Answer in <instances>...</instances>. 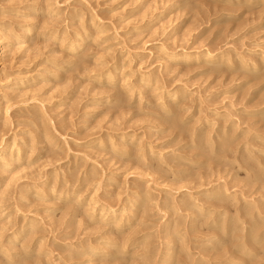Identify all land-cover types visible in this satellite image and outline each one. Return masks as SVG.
<instances>
[{"label": "rangeland", "instance_id": "374dc122", "mask_svg": "<svg viewBox=\"0 0 264 264\" xmlns=\"http://www.w3.org/2000/svg\"><path fill=\"white\" fill-rule=\"evenodd\" d=\"M0 46V264H264V0H0Z\"/></svg>", "mask_w": 264, "mask_h": 264}, {"label": "bare ground", "instance_id": "6f19581e", "mask_svg": "<svg viewBox=\"0 0 264 264\" xmlns=\"http://www.w3.org/2000/svg\"><path fill=\"white\" fill-rule=\"evenodd\" d=\"M84 27V26H83ZM83 27H81L80 29H78L76 32H75V34H73V39H70L69 38V36H67V35H64V38H63V40H62V43L64 44V43H68V45H69V53H71L73 56L75 55H77L80 51H81V49L83 48V42H84V40L86 39V38H88L90 35H89V33L87 34L86 33V29L85 28H83ZM32 33V31H28V35H27V39L28 38H30V34ZM70 33V32H69ZM9 35V34H8ZM94 40V39H93ZM94 42H95V40H94ZM1 50H2V46H0V52H1ZM185 51L186 50H184V52L183 53H185ZM210 62V61H209ZM247 66V65H246ZM0 67H1V64H0ZM31 72H33V71H30L29 73H27L28 75H25L26 77H24V78H26L27 80L29 79V78H31L32 76H33V73H31ZM16 82V81H15ZM166 120V119H165ZM169 120V119H168ZM226 133V132H225ZM224 133V134H225ZM228 134V133H227ZM227 136V135H226ZM217 137V136H216ZM228 137V136H227ZM210 139V138H209ZM218 139V138H217ZM224 139V138H223ZM230 139V138H229ZM228 140V139H227ZM231 140V139H230ZM4 141V140H3ZM213 141V140H212ZM207 142V141H206ZM224 142V141H223ZM228 142V141H227ZM230 142V141H229ZM232 142V141H231ZM212 143V142H211ZM214 143V142H213ZM207 144V143H206ZM228 144V143H227ZM14 145V144H13ZM209 145V144H208ZM230 145H232V144H230ZM207 146V145H206ZM210 146H211V144H210ZM226 146V145H225ZM225 146H224V148H225ZM10 147H12V146H10V144H9V142L7 141V140H5V142L0 146V168L2 167L3 168V170H5L10 164H11V160H12V158L14 157V154L13 155H9L8 154V150H10L9 148ZM222 147V146H221ZM227 147H228V145H227ZM223 148V147H222ZM264 148V147H263ZM211 150V149H210ZM223 150H225V149H223ZM216 151V150H215ZM219 151V150H218ZM226 151V150H225ZM253 151V150H252ZM21 150L20 151H18V152H16L17 153V156H16V161H19V159L21 158ZM240 152H242V151H240ZM15 153V154H16ZM212 153V152H211ZM264 153V152H263ZM120 154H122L121 152H120ZM124 154V153H123ZM214 154V153H213ZM247 154L249 155V157L250 156H252V154L253 153H249V152H247ZM247 155V156H248ZM211 156V155H210ZM218 156V155H217ZM13 158V159H14ZM244 158V157H243ZM212 159V158H211ZM253 159V158H252ZM264 159V158H263ZM250 160V159H249ZM254 160V159H253ZM256 160V159H255ZM251 161V160H250ZM253 162V161H252ZM261 162V161H260ZM262 162H263V160H262ZM247 163H248V161H247ZM256 165H257V163H256ZM263 165V164H262ZM257 166H259V164L257 165ZM256 169V168H255ZM263 170H264V168H262ZM1 171H2V169H0ZM157 170V169H156ZM185 171V170H184ZM252 171V170H251ZM255 171V170H254ZM253 171V172H254ZM182 172V171H181ZM181 174H183V173H181ZM261 174V173H260ZM252 175H254V174H252ZM251 175V176H252ZM262 175V174H261ZM257 176V175H256ZM259 176V175H258ZM183 177H184V175H183ZM255 177V176H254ZM182 178V177H181ZM256 178V177H255ZM259 179V178H258ZM252 180H254V178L252 179ZM73 186V185H72ZM218 186V185H217ZM216 186V187H217ZM219 188V187H218ZM214 190H215V188H213ZM222 189H223V187H222ZM221 189V190H222ZM217 190V189H216ZM215 190V191H216ZM67 191V190H66ZM70 191V190H69ZM74 191V190H73ZM218 192V191H217ZM220 192V191H219ZM224 192V191H223ZM221 193V192H220ZM61 194V193H60ZM217 194V193H216ZM66 195H68L67 193H66ZM72 195H73V193H72ZM228 195V194H227ZM233 195V194H232ZM71 196V195H70ZM223 196H224V194H223ZM62 197H64V196H62ZM66 197H68V196H66ZM69 198V197H68ZM94 198V197H93ZM193 198V197H192ZM208 198V197H207ZM215 199H216V197H214ZM213 198V199H214ZM226 198V197H225ZM228 198V197H227ZM234 198V197H233ZM147 199H149V197L147 198ZM150 199H151V197H150ZM214 199V200H215ZM219 199H221L220 197H219ZM219 199H217L218 200V203L221 201V200H219ZM229 199V198H228ZM77 200V199H76ZM94 200H95V198H94ZM193 200V199H192ZM196 200V199H195ZM225 200V199H224ZM170 201V200H169ZM198 201V200H197ZM203 201V200H202ZM171 202H173V201H171ZM190 202V201H189ZM194 202V201H193ZM205 202V204H206V201H204ZM214 202V201H213ZM212 202V203H213ZM217 201L215 200V203H216ZM232 202H233V200H232ZM186 203V202H185ZM195 203V202H194ZM203 203V202H202ZM208 203V202H207ZM214 203V204H215ZM231 203V202H230ZM86 204V203H85ZM88 204H89V202H88ZM128 204H130V203H128ZM168 204V203H167ZM172 203H170V205H171ZM196 204V203H195ZM194 204V205H195ZM217 204V203H216ZM224 204H226V203H224ZM138 205H140V204H138ZM144 205V204H143ZM175 205V204H174ZM193 205V204H192ZM197 205V204H196ZM213 205V204H212ZM212 205H210V206H212ZM232 205V204H231ZM90 206V205H89ZM96 206V205H95ZM166 206V205H165ZM172 206V205H171ZM182 206H184V205H182ZM181 206V207H182ZM197 206H199V208L202 210V209H204V207L205 206H202V204L200 205H197ZM217 206H219L218 204H217ZM92 207H93V205H92ZM102 207H104V206H102ZM162 207V206H161ZM175 207V206H174ZM185 207H187V206H185ZM196 207V206H195ZM213 207V206H212ZM221 207V206H220ZM264 207V206H263ZM170 208V207H169ZM218 208V207H217ZM76 209V208H75ZM94 209V208H93ZM103 210L101 211V213L100 214H91V216H89V215H87V216H89L90 218H98V219H100L101 221H103L104 222V224H106V225H108V224H110V227H111V225H114V226H118V227H123L122 226V220H123V218L122 217H120V215H119V213H117V211H115V208H113V209H111V208H109V207H107L106 209L105 208H102ZM173 209V208H172ZM174 209H176V208H174ZM174 209H173V211H174ZM179 209V208H178ZM234 209V208H233ZM262 209H264V208H262ZM86 210V209H85ZM88 210V209H87ZM198 210V209H197ZM205 210H208V209H205ZM238 210V209H237ZM243 210V209H242ZM242 210H240V211H242ZM95 211V210H94ZM184 211V210H183ZM194 211H196L195 209H194ZM86 212V211H85ZM209 212V211H208ZM211 212V211H210ZM209 212V213H210ZM220 212V211H219ZM230 212V211H229ZM179 213V212H178ZM218 213V212H217ZM240 213V212H239ZM89 214V213H88ZM170 214V213H169ZM207 214V213H206ZM211 214V213H210ZM219 214V213H218ZM221 214H224V213H220V215ZM134 215H135V213H134ZM174 215V214H173ZM200 215V214H199ZM223 216H225V215H223ZM251 216V215H250ZM260 216V215H259ZM241 217H243V216H241ZM252 217V216H251ZM128 218V217H127ZM130 218V217H129ZM172 218V217H171ZM200 218V217H199ZM205 218V217H204ZM221 218V217H220ZM234 218V217H233ZM253 218H256V215H254V217ZM126 219V218H125ZM252 219V218H251ZM261 219V218H260ZM216 220V219H215ZM218 220H219V218H218ZM248 220V219H247ZM253 220V219H252ZM133 221V220H132ZM254 221H255V219H254ZM259 221V220H258ZM126 222V221H125ZM128 222V221H127ZM126 222V223H127ZM174 222L175 221H172L167 227H171V225H173L174 224ZM29 223V222H28ZM28 223H27V225H28ZM167 223V222H166ZM217 223V222H216ZM224 223V222H223ZM232 223V222H231ZM255 223V222H254ZM30 224V223H29ZM222 224V223H221ZM233 224V223H232ZM235 224V223H234ZM256 224V223H255ZM254 224V225H255ZM26 225V224H25ZM32 225V224H31ZM167 225V224H166ZM214 225V224H213ZM224 225V224H223ZM227 224H225L224 225V227L226 226ZM257 225H259V224H257ZM12 226V225H11ZM14 226V225H13ZM20 226H22V224L20 225ZM162 226V225H161ZM25 226L23 225V227H19V230H17V231H15L14 232V235H18V234H20V232H22V230H23V228H24ZM181 227V226H180ZM223 227V226H222ZM221 227V228H222ZM254 227H256V226H254ZM260 227V226H259ZM264 227V226H263ZM25 228H27V227H25ZM24 228V229H25ZM131 228V227H130ZM163 228V227H162ZM18 229V228H17ZM239 229V228H238ZM251 229V228H250ZM250 229H247V230H249L248 232H250ZM32 230V229H31ZM179 230V229H178ZM177 230V231H178ZM224 230V229H223ZM231 230H233V229H231ZM243 230V229H242ZM258 230V229H257ZM127 231V230H126ZM136 231V230H135ZM179 232V231H178ZM229 232V231H228ZM32 233V232H31ZM104 233H107V232H104ZM255 234V233H254ZM134 236V233H132L131 235H130V237L131 236ZM136 235V234H135ZM248 235V234H247ZM128 236V235H127ZM127 236H125V240L127 239L126 237ZM130 237H128V239L130 238ZM181 237V236H180ZM105 238V237H104ZM103 239V238H102ZM101 239V240H102ZM122 239V238H121ZM123 239V240H124ZM98 240V239H97ZM124 240V242H126ZM130 240V239H129ZM136 240V238H135V236H134V241ZM171 240V239H170ZM181 240H182V238H181ZM131 241H132V238H131ZM129 242V241H128ZM15 243V242H14ZM91 243V242H90ZM89 243V244H90ZM97 243H99V242H97ZM103 244L104 246H106V245H109V244H114V242H112L111 240H107V239H104L103 240V242H100V244ZM117 243V242H116ZM127 243V242H126ZM170 243V242H169ZM11 244H13V243H11ZM18 244V243H17ZM101 244V245H102ZM7 245V244H6ZM85 246H87L86 244H84ZM101 245H98L99 247L101 246ZM102 245V247H104ZM116 244H114L113 246H115ZM4 246V245H3ZM3 246H2V248H3ZM13 246V245H12ZM16 246V245H15ZM5 247V246H4ZM122 247V246H121ZM1 248V247H0ZM1 248V249H2ZM15 248V247H14ZM79 248H80V245H79ZM116 248H118L119 250H121V249H123V250H121V253H123V252H125V250H124V248L122 247L121 249H120V247H116ZM174 248V246H169V249L170 250H172ZM240 248V247H239ZM4 249V252L6 253L7 252V250L5 249V248H3ZM78 249V248H77ZM87 251L85 252V253H83L84 252V250H81V251H83L82 252V254H86L87 256H89L88 258V261H89V264L92 262V261H94L96 258L98 259V260H100L101 262H104V261H108V263L109 262H111V260H112V258H114L115 260H118V259H116V257H117V255L115 254V252L114 253H110V252H108V251H106V249H103V248H98V247H96L95 246V244L94 245H90V246H87ZM181 250V249H180ZM0 251H3V250H0ZM39 251V250H38ZM78 250H76V252H77ZM182 251V250H181ZM245 251V250H244ZM117 252H118V250H117ZM116 252V253H117ZM120 252V251H119ZM118 252V253H119ZM175 252V251H174ZM183 252V251H182ZM73 253V252H72ZM78 253V252H77ZM76 253V254H77ZM81 253V252H80ZM121 253H119V254H121ZM4 254V253H3ZM79 254V253H78ZM172 254V253H171ZM8 255H9V252H8ZM11 255V254H10ZM14 255H16V254H13V256ZM75 255V254H74ZM126 255V254H125ZM17 256V255H16ZM178 256V255H177ZM93 257H96L95 259H93ZM168 257V256H167ZM170 257V256H169ZM171 257H173V256H171ZM5 258V257H4ZM12 258H14V257H12ZM96 259V260H97ZM113 259V260H114ZM162 260H164V259H162ZM173 260V259H172ZM240 260V259H239ZM11 261V260H10ZM14 261V260H13ZM160 261V260H159ZM167 261V260H166ZM171 261V260H170ZM192 262V261H191ZM231 262V261H230ZM114 263H115V261H114ZM156 263V262H155ZM15 264V263H14ZM29 264V263H28ZM88 264V263H87ZM167 264V263H166ZM170 264V263H169ZM226 264H228V263H226Z\"/></svg>", "mask_w": 264, "mask_h": 264}]
</instances>
